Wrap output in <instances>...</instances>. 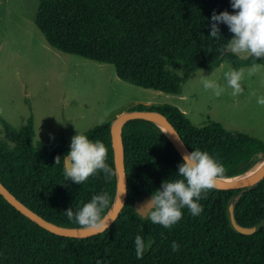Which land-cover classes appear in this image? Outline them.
<instances>
[{
	"label": "trees",
	"instance_id": "16d2710c",
	"mask_svg": "<svg viewBox=\"0 0 264 264\" xmlns=\"http://www.w3.org/2000/svg\"><path fill=\"white\" fill-rule=\"evenodd\" d=\"M214 11L235 13L231 0H38L33 23L44 41L60 52L108 63L118 79L137 87L177 94L196 70H213L223 62L237 70L254 63L249 56L225 51L233 37L226 24L218 25L219 38L210 37ZM255 63L264 66V58ZM170 67L185 73L180 76ZM130 110L164 115L190 153L206 151L225 167L223 177L244 173L264 154L258 139L214 121L192 125L173 105L137 104L125 111ZM113 118L83 133L105 144L106 163L112 169L108 128ZM0 126V183L34 213L59 226L80 227L67 219L66 210L75 212L103 192L111 203L114 169L110 180L101 171L83 184L65 181L63 157L71 140L60 136L35 141L31 117L19 129L0 117ZM121 138L127 191L107 230L86 238L59 236L36 225L0 195V264H264V227L251 235L238 234L225 215L232 198L239 224L261 220L264 177L251 187L208 191L206 199L197 201L203 207L198 216L182 209V219L166 229L139 216L133 202L151 196L163 181L179 178L182 159L151 122L126 121ZM57 156L60 164H55ZM137 235L145 242L142 259L135 254ZM173 242L179 251L172 250Z\"/></svg>",
	"mask_w": 264,
	"mask_h": 264
},
{
	"label": "rangeland",
	"instance_id": "374dc122",
	"mask_svg": "<svg viewBox=\"0 0 264 264\" xmlns=\"http://www.w3.org/2000/svg\"><path fill=\"white\" fill-rule=\"evenodd\" d=\"M37 2L0 0V117L13 128H21L31 117L35 141L60 136L70 141L137 104H169L192 125L214 121L258 139L264 147V106L257 104L264 96V66L251 76L252 66L236 70L244 73V90L236 96L224 79V73L234 70L226 62L192 72L177 94L140 88L118 79L108 63L50 47L33 23ZM170 69L180 76L185 73L183 68ZM205 77L224 89L221 96L203 88Z\"/></svg>",
	"mask_w": 264,
	"mask_h": 264
},
{
	"label": "clouds",
	"instance_id": "9594fccd",
	"mask_svg": "<svg viewBox=\"0 0 264 264\" xmlns=\"http://www.w3.org/2000/svg\"><path fill=\"white\" fill-rule=\"evenodd\" d=\"M234 14L228 11L219 13L215 11L211 17L210 37L219 38V24L228 26L232 39L227 41V51L239 56L246 54L253 58L254 63L248 75H253L260 67L255 60L264 58V0H231ZM242 71L232 70L224 73L227 86L232 89V95L243 92ZM203 88L211 90L216 97L221 96L224 89L215 81L202 78ZM255 95V93H250ZM257 104L264 106V96L257 98ZM103 121H101L102 123ZM107 148L99 140L93 142L86 135L80 134L71 139L70 150L63 157V174L65 181L83 184L91 176L103 172L106 180L113 176V169L106 163ZM61 163V157L57 156L55 164ZM225 167L215 160L208 152L195 149L191 153L182 156V163L178 165L177 179H169L162 182L161 188L154 191L138 211L145 219L153 224H159L168 229L182 219V209L187 208L192 216H198L203 207L197 201L207 198L208 191L217 187L218 181L223 178ZM126 187L119 191L118 198L126 194ZM202 194H204L202 196ZM110 206V197L107 192L93 195L90 202L78 207L75 212L72 208L65 211L67 219L79 225L82 229L94 233L105 232L110 220L104 215L105 209ZM135 254L137 259H142L145 252V242L140 235L135 237ZM173 251H179V245L173 242ZM99 264V262H98Z\"/></svg>",
	"mask_w": 264,
	"mask_h": 264
},
{
	"label": "water",
	"instance_id": "95a60500",
	"mask_svg": "<svg viewBox=\"0 0 264 264\" xmlns=\"http://www.w3.org/2000/svg\"><path fill=\"white\" fill-rule=\"evenodd\" d=\"M132 119H141L144 121L151 122L153 125H155L165 135V137L168 139L171 146L177 152V154L179 155L181 159L185 153H190V151L187 149V147L182 142L177 131L173 128V126L166 119V117L162 115L161 113L154 111V110H130V111H123L115 115L114 118L111 120L109 124V128H108L110 147L112 151V163H113L114 176H115L114 196L112 198L109 208L104 213V215H107L109 217V220H110L109 226L115 220L118 213L123 207L120 204L119 198H118V194L123 186V182L126 187L125 168L123 164L124 157H123V144H122V138H121V131H122L123 124L126 121L132 120ZM260 160L262 161V164L255 172L243 178H240L237 180H231V181H224L222 179L232 178V177H223L222 179L218 181L217 187L215 189L234 190V189L247 188V187L253 186L254 184L259 182L264 177V154L261 156ZM0 195L3 197L4 200H6V202H8L11 206H13L19 213L24 215L29 220L33 221L36 225L42 227L43 229L53 234L64 236V237H73V238H86V237H89L95 234H99V233H94L91 231L84 230L81 227L59 226V225H56L54 223H51L45 220L44 218L37 215L29 208H27V206H25L23 203L18 201L1 183H0ZM125 197H126V194L120 197L122 204H124L125 202ZM150 198H151L150 195H146L142 197L140 200L133 202V209L139 216L141 215L139 214L138 211H142L140 207ZM225 215H226V219H227L229 227L238 234L251 235L259 231L262 227H264V217L258 222L250 226H243L239 224L235 220L234 215H233L232 198H229L226 202ZM141 217L144 218L143 216Z\"/></svg>",
	"mask_w": 264,
	"mask_h": 264
},
{
	"label": "bare ground",
	"instance_id": "6f19581e",
	"mask_svg": "<svg viewBox=\"0 0 264 264\" xmlns=\"http://www.w3.org/2000/svg\"><path fill=\"white\" fill-rule=\"evenodd\" d=\"M262 164V161H258L256 162L251 168H249L247 171H245L244 173H242L241 175H238V176H235V177H232V178H225V179H222L224 181H231V180H237V179H240V178H243L253 172H255Z\"/></svg>",
	"mask_w": 264,
	"mask_h": 264
}]
</instances>
